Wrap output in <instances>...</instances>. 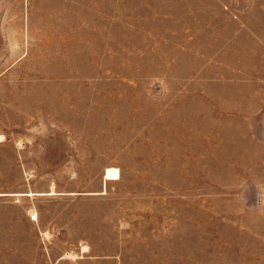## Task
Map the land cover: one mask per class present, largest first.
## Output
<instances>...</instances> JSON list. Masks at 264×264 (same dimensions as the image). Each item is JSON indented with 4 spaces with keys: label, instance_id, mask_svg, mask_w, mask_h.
Wrapping results in <instances>:
<instances>
[{
    "label": "rangeland",
    "instance_id": "rangeland-1",
    "mask_svg": "<svg viewBox=\"0 0 264 264\" xmlns=\"http://www.w3.org/2000/svg\"><path fill=\"white\" fill-rule=\"evenodd\" d=\"M244 180L264 0H0V264H264Z\"/></svg>",
    "mask_w": 264,
    "mask_h": 264
},
{
    "label": "clouds",
    "instance_id": "clouds-1",
    "mask_svg": "<svg viewBox=\"0 0 264 264\" xmlns=\"http://www.w3.org/2000/svg\"><path fill=\"white\" fill-rule=\"evenodd\" d=\"M255 187L256 192H257V197L258 200L261 198V194L264 193V183L257 184V183H249L247 180H244L240 183L238 186V198L242 197L243 202L246 204V194L249 192L251 187Z\"/></svg>",
    "mask_w": 264,
    "mask_h": 264
},
{
    "label": "crops",
    "instance_id": "crops-1",
    "mask_svg": "<svg viewBox=\"0 0 264 264\" xmlns=\"http://www.w3.org/2000/svg\"><path fill=\"white\" fill-rule=\"evenodd\" d=\"M4 194V192H0V195ZM15 195L17 196H33V195H42L38 192H23V191H20V192H17L15 193ZM32 220H36L35 218H32ZM17 260H16V264H36L34 263L33 261V257L31 255H17V256H14Z\"/></svg>",
    "mask_w": 264,
    "mask_h": 264
},
{
    "label": "bare ground",
    "instance_id": "bare-ground-1",
    "mask_svg": "<svg viewBox=\"0 0 264 264\" xmlns=\"http://www.w3.org/2000/svg\"><path fill=\"white\" fill-rule=\"evenodd\" d=\"M105 180H117L121 178V171L118 167H109L105 171Z\"/></svg>",
    "mask_w": 264,
    "mask_h": 264
}]
</instances>
